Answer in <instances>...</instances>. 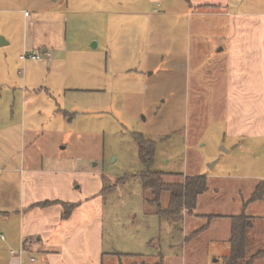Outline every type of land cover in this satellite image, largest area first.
Returning a JSON list of instances; mask_svg holds the SVG:
<instances>
[{
    "label": "rangeland",
    "instance_id": "374dc122",
    "mask_svg": "<svg viewBox=\"0 0 264 264\" xmlns=\"http://www.w3.org/2000/svg\"><path fill=\"white\" fill-rule=\"evenodd\" d=\"M220 1L232 16L264 14V0ZM229 19L193 0H0V129L12 126L7 138L0 130V230L20 209L19 173L8 170L57 156L82 157L109 178L106 250L122 255L108 264H154L159 253L181 264L193 231L209 227L195 238L208 242L231 216L264 217V198L245 205L264 181V137L228 131L217 51ZM36 52L38 61L21 58ZM140 136L156 143L149 169L165 182L207 177L192 217L184 210L173 222L148 201ZM261 249L250 245L246 259ZM228 250L210 242L191 263L223 264Z\"/></svg>",
    "mask_w": 264,
    "mask_h": 264
},
{
    "label": "crops",
    "instance_id": "0c3cea01",
    "mask_svg": "<svg viewBox=\"0 0 264 264\" xmlns=\"http://www.w3.org/2000/svg\"><path fill=\"white\" fill-rule=\"evenodd\" d=\"M142 1L156 3L160 0ZM193 2L201 10L210 9L212 13L230 17L228 26L223 28L224 46L216 50L225 58L222 85L227 95L224 108L229 134L264 137V14L246 12L232 16L227 5L221 3L223 1ZM47 52V49L43 50V53ZM210 78L212 84L217 85L218 70ZM11 127H1L5 138ZM24 166L22 158L19 167L8 170L16 175L19 173L16 180L19 181L20 209L14 218L6 214V224L3 231L0 230V264H108V259L113 263L120 252L106 250L103 189L109 178L103 170L75 156H57L47 166ZM46 201L79 205L69 218L64 219V208L60 203L37 206ZM222 225L223 233L208 242L195 239L205 231L193 239L188 235L183 246L186 256L182 252L181 264H192L200 259L210 242L227 244L228 253L222 258L229 255L231 218ZM250 245L263 248L259 250L263 253L255 264H264V217L252 218L247 251Z\"/></svg>",
    "mask_w": 264,
    "mask_h": 264
},
{
    "label": "trees",
    "instance_id": "16d2710c",
    "mask_svg": "<svg viewBox=\"0 0 264 264\" xmlns=\"http://www.w3.org/2000/svg\"><path fill=\"white\" fill-rule=\"evenodd\" d=\"M139 153L142 162L148 168L140 174L141 182L145 192L153 195L152 200H148L153 206L157 207L156 213L164 218L171 219L173 222H181L184 218L183 211L193 213L197 207L199 196L208 191V180L206 176L192 175L186 176L182 183H167L164 180L166 173L151 171L149 168L155 162L156 143L150 139L140 136L138 139ZM105 186L103 191H106ZM163 192H169L170 202L167 208H163L161 204V196ZM264 198V181L259 182L255 190L245 204L255 202ZM55 203H60L63 208V218L67 219L71 216L78 203L52 202L46 201L38 203L37 206L45 207ZM252 225V217L242 212L239 215L231 216V234L229 239L230 253L224 257L223 264H255V261L261 257L262 252L252 255L246 259L247 254V238L248 232ZM204 226L190 234L191 237L198 236L205 231ZM122 255V253H118ZM147 264V263H142ZM154 264H165L164 256L159 253L158 261Z\"/></svg>",
    "mask_w": 264,
    "mask_h": 264
},
{
    "label": "built area",
    "instance_id": "2783aa9c",
    "mask_svg": "<svg viewBox=\"0 0 264 264\" xmlns=\"http://www.w3.org/2000/svg\"><path fill=\"white\" fill-rule=\"evenodd\" d=\"M26 14H28V12H26ZM21 58L22 59L30 58L32 60L38 61L42 58V53L41 52L40 53L36 52V53H32V54L25 53V54L21 55Z\"/></svg>",
    "mask_w": 264,
    "mask_h": 264
}]
</instances>
